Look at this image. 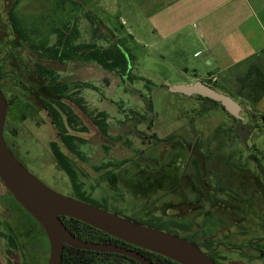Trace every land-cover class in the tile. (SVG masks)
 <instances>
[{"label": "rangeland", "instance_id": "1", "mask_svg": "<svg viewBox=\"0 0 264 264\" xmlns=\"http://www.w3.org/2000/svg\"><path fill=\"white\" fill-rule=\"evenodd\" d=\"M162 2L0 0L1 87L8 97L23 101L17 109V137L9 141L17 142L18 160L29 173L58 194L76 198L51 151L52 143L65 149L45 107L53 99L49 84L36 72L26 41L48 37L53 45L57 31L69 36L78 31L75 45L117 43L130 58L132 80L95 65L43 63L55 70L59 85L68 86L65 103L79 124L67 129L80 139V156L73 158L84 191L94 187L95 201L127 219L191 222V232L179 237L199 235L201 244L232 248L220 249L225 264H264L248 248L257 239L264 241V124L246 102L250 84L241 81L249 69L210 85L239 101L242 122L252 127L246 148L235 136L234 118L220 106L210 112L211 105L201 106L198 96L174 94L168 89L172 85H162L178 81L182 72L180 58L165 51L149 19ZM12 8L20 34L9 19ZM89 12L100 26L92 25ZM102 119L106 133L96 124ZM108 170L117 175L118 191L100 181ZM7 237L14 239L15 251ZM48 255L40 225L7 196L0 181V264H47Z\"/></svg>", "mask_w": 264, "mask_h": 264}, {"label": "trees", "instance_id": "2", "mask_svg": "<svg viewBox=\"0 0 264 264\" xmlns=\"http://www.w3.org/2000/svg\"><path fill=\"white\" fill-rule=\"evenodd\" d=\"M89 20L92 25L100 26V19L91 12L87 13ZM9 19L12 22V25L16 32L20 34L18 25L16 24V19L14 17L13 8L9 12ZM78 31H75V35H66L62 31H57L56 40L53 45L50 44L48 37H45L38 42H27V47L31 55L37 57L39 60L38 63H35V69L38 75L47 82L48 90L51 93L53 99L50 102H45L46 111L48 117L51 120V123L55 126L60 135V144L64 147V151L61 149L60 145L57 143H52L50 145L52 154L62 168V170L67 174L70 179L71 185L75 192L77 200L85 202L89 205L98 207L103 210H107V206L101 205L95 201L92 197V193L95 188L91 187V192L84 191V183L80 180V172L77 167L73 157H78V147L80 146V139L75 136H72L68 133V127L74 128L75 125L79 124L78 118L73 110L65 103V100L70 99V95H67L68 86L59 85L57 73L53 69H49L43 65L44 62H56V63H82L87 65H95L100 69L110 73H117L128 80H132L130 77V58L126 55V52L120 48V46L115 43L108 47H98L96 44H87V45H75V38L78 36ZM106 35V33H105ZM108 37V35H107ZM134 80V78H133ZM242 84L249 83V94L246 97V102L250 107L255 108V106L261 101L264 97V73L262 70L257 67V65H251L244 79L241 81ZM217 87V85H215ZM199 100L203 101L206 104H210L213 107L220 106L221 110L228 112L224 109L222 105L211 101L209 99H204L198 97ZM7 101L9 105V113L6 118L4 134H9L14 137H17L15 130L16 120L19 117L17 109L23 105V101L17 97H8ZM30 112V105L24 106ZM206 110H209L207 108ZM35 114L34 111L30 112ZM36 115V114H35ZM234 118V117H233ZM262 123L264 124V116L260 117ZM105 120H97L96 124L99 126L103 133H106ZM15 143V152L14 156L18 160V157L21 156V150ZM19 161V160H18ZM101 182L108 183L114 191H118V178L116 173L113 170H108L100 177ZM7 191V190H6ZM7 196L12 197L7 191ZM13 198V197H12ZM116 215L122 216L119 212H114ZM67 229L77 238L91 243H102V244H111L124 246L129 249H133L153 264H177L174 261H171L160 255L150 253L144 250L136 249L134 247L128 246L123 242L95 229L82 222L73 219L62 218ZM130 220L139 223L141 225L161 230L167 233H170L175 236H180L181 232H191L193 225L191 222H178L174 220L165 221L160 217H152L147 221L136 220L130 218ZM35 226V225H34ZM36 227V226H35ZM37 228V227H36ZM41 232H43L41 228ZM44 233V232H43ZM199 235H189L184 237L188 242L196 245L201 250L213 251L215 248L214 243H199L197 242ZM10 248L15 251L16 243L12 237H7ZM259 241V239H257ZM256 241V242H257ZM256 246L260 247L259 242L256 243ZM10 254H13L12 251H9ZM213 260V259H212ZM214 261V260H213ZM61 264H138L135 261L128 259L124 256L116 254H102L96 252H88L76 250L71 247H64L63 260Z\"/></svg>", "mask_w": 264, "mask_h": 264}, {"label": "water", "instance_id": "3", "mask_svg": "<svg viewBox=\"0 0 264 264\" xmlns=\"http://www.w3.org/2000/svg\"><path fill=\"white\" fill-rule=\"evenodd\" d=\"M170 92L186 97H202L222 105L238 121L235 132L247 148L252 127L243 124L240 116L242 108L231 97L202 82L178 85ZM8 112V101L0 89V181L15 202L42 228L49 245L47 264H61L65 246L81 251L116 254L138 264H153L133 249L77 238L67 229L62 218L77 220L128 246L160 255L177 264H216L206 252L184 238L63 196L45 186L22 166L9 149L4 137Z\"/></svg>", "mask_w": 264, "mask_h": 264}, {"label": "crops", "instance_id": "4", "mask_svg": "<svg viewBox=\"0 0 264 264\" xmlns=\"http://www.w3.org/2000/svg\"><path fill=\"white\" fill-rule=\"evenodd\" d=\"M149 19L165 51L180 58V79L163 86H219L251 65L264 73V0H163ZM254 111L264 116V97Z\"/></svg>", "mask_w": 264, "mask_h": 264}, {"label": "flooded vegetation", "instance_id": "5", "mask_svg": "<svg viewBox=\"0 0 264 264\" xmlns=\"http://www.w3.org/2000/svg\"><path fill=\"white\" fill-rule=\"evenodd\" d=\"M35 59H36L35 63H38L39 60L37 59V57H35ZM35 63H34V67H35ZM2 80H3V78H2L1 73H0V89L1 90H2V87H1ZM2 92H3V94L5 95V97L7 99L6 93L3 90H2ZM198 101H200L201 106L205 105V103L203 101H201V100H198ZM213 110H215V107L211 106L210 107V112H212ZM234 120H235L236 125H237L238 121L235 118H234ZM15 130H16V133L18 134L17 126L15 127ZM235 130H236V126H235V129H234V132H235ZM235 136H237L241 140V138L239 137V135L236 134V132H235ZM4 137H5V141H6L7 145H8V147H9V149L11 150V152L12 153L15 152V143H14L15 140L9 141V138H11V139L13 138L14 139L16 137H14L12 135H9V134H4ZM256 169H257V167H256ZM256 172L259 173V170L257 169ZM257 242H259V244L261 245L260 247L256 246ZM257 242H253V243L248 244V248L250 249L251 252L258 253L259 254V258H261L263 260L264 259V241L262 239H259V241H257ZM220 249L230 250L232 248H229L226 245L221 243V244L215 246V248H214V250L212 252L211 251H207V250H203V251L206 252L208 254V256L210 257V259L211 260L213 259L216 264H225V261L227 262V260H226L225 257L221 256ZM234 250H235V252L239 253L244 258L245 257H247V258L249 257L244 252L243 248H236Z\"/></svg>", "mask_w": 264, "mask_h": 264}, {"label": "built area", "instance_id": "6", "mask_svg": "<svg viewBox=\"0 0 264 264\" xmlns=\"http://www.w3.org/2000/svg\"><path fill=\"white\" fill-rule=\"evenodd\" d=\"M210 82L211 84H216L218 82V78L217 77H210Z\"/></svg>", "mask_w": 264, "mask_h": 264}]
</instances>
